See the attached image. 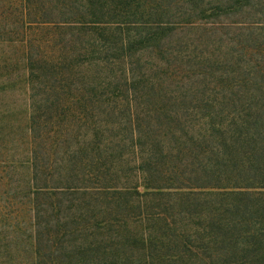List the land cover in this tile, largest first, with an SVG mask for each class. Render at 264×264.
I'll return each mask as SVG.
<instances>
[{"label": "trees", "instance_id": "16d2710c", "mask_svg": "<svg viewBox=\"0 0 264 264\" xmlns=\"http://www.w3.org/2000/svg\"><path fill=\"white\" fill-rule=\"evenodd\" d=\"M223 1L224 10H242L243 0ZM146 7L147 0H0V45L25 43L24 56L4 64L23 66L31 92L47 87L54 69L106 68L91 56L79 63L85 55L74 49L41 54L39 41L19 33L53 27L75 29L74 45L107 40L98 33L130 27ZM51 90L40 100L31 93L21 118L0 113V264H264V108L198 140L176 136L168 119L164 142L180 159L162 179L157 145H140L149 134L114 133L105 117H91L81 135L53 132L65 118ZM204 155L216 164L205 166Z\"/></svg>", "mask_w": 264, "mask_h": 264}, {"label": "rangeland", "instance_id": "374dc122", "mask_svg": "<svg viewBox=\"0 0 264 264\" xmlns=\"http://www.w3.org/2000/svg\"><path fill=\"white\" fill-rule=\"evenodd\" d=\"M222 1L147 0L148 11L130 27L100 31L107 40L88 37L81 45H74L75 29L32 27L20 32L24 41H39L41 54L73 56L74 49L85 55L79 63L91 56L106 68L80 67L71 73L54 69L47 74V87L34 84L31 92L23 66L11 70L4 64L19 61L25 43L0 45V113L21 118L32 101L30 94L40 100L51 88L65 118L63 125H52L53 132L70 127L81 135L89 132L91 117H105L115 124L109 127L114 133L149 134L153 139L146 137L140 145L145 150L157 145L154 157L162 167L155 170L164 179L180 159L164 142L168 119H173L176 136L181 130L198 140L213 127L226 128L232 118L249 121L264 108V0H243L242 10L233 11L224 10ZM4 24V30L11 27L10 20ZM216 162L203 156L205 166ZM134 163L139 169L140 160Z\"/></svg>", "mask_w": 264, "mask_h": 264}]
</instances>
